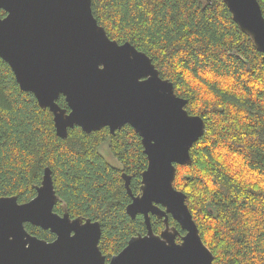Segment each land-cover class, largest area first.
<instances>
[{"label":"trees","instance_id":"obj_1","mask_svg":"<svg viewBox=\"0 0 264 264\" xmlns=\"http://www.w3.org/2000/svg\"><path fill=\"white\" fill-rule=\"evenodd\" d=\"M258 2L264 17V0ZM91 8L108 37L145 53L187 100L188 114L205 123L190 151L192 164L177 166L174 187L186 195L212 264H264V54L223 0H91ZM57 103L68 109L64 97ZM146 167L129 125L114 134L74 127L65 139L57 137L51 112L20 89L0 58V197L30 201L50 168L60 198L53 211L62 214L65 203L71 218L99 221V247L109 259L132 236L145 234L143 217L126 214L131 199L122 174L137 195ZM169 225L180 242L185 232L171 216ZM151 227L158 234L164 225L151 216ZM25 229L39 239L55 238L30 224Z\"/></svg>","mask_w":264,"mask_h":264},{"label":"water","instance_id":"obj_2","mask_svg":"<svg viewBox=\"0 0 264 264\" xmlns=\"http://www.w3.org/2000/svg\"><path fill=\"white\" fill-rule=\"evenodd\" d=\"M239 30L264 54V17L258 0H223ZM0 58L24 92L53 116L56 136L65 139L79 127L86 134L107 128L114 134L129 125L141 140L147 167L139 193L130 189L126 214L144 219L145 234H136L107 261L99 247V221L62 214L52 172L45 168L36 195L26 203L0 197V264H212L186 205L174 188L177 166L192 164L190 151L205 132L200 116L185 110L173 84L162 79L151 59L130 43L111 40L92 14L91 0H0ZM64 97L67 108L57 101ZM151 216L164 228L154 233ZM169 216L185 232L169 225ZM48 230L46 241L25 225ZM77 232L76 237L74 233Z\"/></svg>","mask_w":264,"mask_h":264},{"label":"rangeland","instance_id":"obj_3","mask_svg":"<svg viewBox=\"0 0 264 264\" xmlns=\"http://www.w3.org/2000/svg\"><path fill=\"white\" fill-rule=\"evenodd\" d=\"M111 161L114 163V164H116V162L111 158ZM224 162L226 163V161L224 160ZM231 165H233V166H237L238 165V162H235L234 160H232V161H228ZM240 168V166H238L237 167V169H239ZM242 172H244V173H248L245 169H243L242 168ZM175 188V187H174Z\"/></svg>","mask_w":264,"mask_h":264},{"label":"snow or ice","instance_id":"obj_4","mask_svg":"<svg viewBox=\"0 0 264 264\" xmlns=\"http://www.w3.org/2000/svg\"><path fill=\"white\" fill-rule=\"evenodd\" d=\"M73 235H74V237H76V235H77V232H75Z\"/></svg>","mask_w":264,"mask_h":264},{"label":"flooded vegetation","instance_id":"obj_5","mask_svg":"<svg viewBox=\"0 0 264 264\" xmlns=\"http://www.w3.org/2000/svg\"><path fill=\"white\" fill-rule=\"evenodd\" d=\"M123 179V178H122ZM124 181V180H123ZM130 196V195H129ZM134 196H136V195H134ZM110 259V258H109ZM109 259H107V261L109 260Z\"/></svg>","mask_w":264,"mask_h":264},{"label":"bare ground","instance_id":"obj_6","mask_svg":"<svg viewBox=\"0 0 264 264\" xmlns=\"http://www.w3.org/2000/svg\"><path fill=\"white\" fill-rule=\"evenodd\" d=\"M140 184H141V181H140Z\"/></svg>","mask_w":264,"mask_h":264}]
</instances>
